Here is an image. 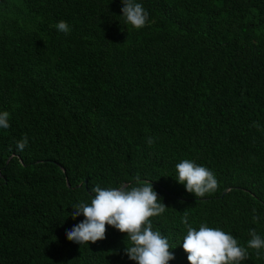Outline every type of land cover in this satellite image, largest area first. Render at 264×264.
<instances>
[{"label":"trees","instance_id":"1","mask_svg":"<svg viewBox=\"0 0 264 264\" xmlns=\"http://www.w3.org/2000/svg\"><path fill=\"white\" fill-rule=\"evenodd\" d=\"M137 2L140 30L122 0H0V264H135L110 226L88 246L65 233L94 186L137 174L168 207L151 220L169 264H189L185 211L243 247L250 230L264 238V0ZM184 159L210 169L216 191L177 183ZM248 253L242 264H264V249Z\"/></svg>","mask_w":264,"mask_h":264},{"label":"clouds","instance_id":"2","mask_svg":"<svg viewBox=\"0 0 264 264\" xmlns=\"http://www.w3.org/2000/svg\"><path fill=\"white\" fill-rule=\"evenodd\" d=\"M122 4L121 16L126 24L136 30L147 25L149 14L142 3L122 0ZM55 27L64 34L70 32L68 23L63 20ZM9 118L7 111L0 112V129L10 127ZM146 139L149 146L155 142L153 137ZM27 145L26 135L16 142L18 151H23ZM175 170L176 182L197 198L216 191L218 187L214 173L194 161L184 159L176 165ZM133 179L134 184H121L118 187L94 186L90 202L81 201L71 207L73 220L80 216L84 219L66 231V238L80 246H88L89 243L106 239L107 225L126 234L128 243L125 244L124 252L135 264H169L175 259L170 251L172 246L160 230H154L151 220L162 215L168 207L154 190L151 181H142L139 174ZM253 213V220L257 222L259 216L255 209ZM181 222L186 227L182 248L189 264H242L248 259V249L255 250L257 257L264 249V238L254 229L249 231L247 247H243L233 235L219 227L201 223L197 230L188 223L187 211Z\"/></svg>","mask_w":264,"mask_h":264},{"label":"water","instance_id":"3","mask_svg":"<svg viewBox=\"0 0 264 264\" xmlns=\"http://www.w3.org/2000/svg\"><path fill=\"white\" fill-rule=\"evenodd\" d=\"M67 183H68V186L71 187L69 181H67Z\"/></svg>","mask_w":264,"mask_h":264}]
</instances>
